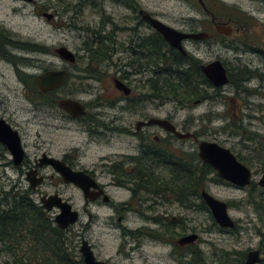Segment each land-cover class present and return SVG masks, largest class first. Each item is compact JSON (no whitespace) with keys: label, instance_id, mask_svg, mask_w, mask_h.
Here are the masks:
<instances>
[{"label":"flooded vegetation","instance_id":"af4514ba","mask_svg":"<svg viewBox=\"0 0 264 264\" xmlns=\"http://www.w3.org/2000/svg\"><path fill=\"white\" fill-rule=\"evenodd\" d=\"M23 1L34 3V0ZM178 1L195 5L203 13L204 19L191 21L192 23L189 26L185 25L186 20H182V27L177 29L172 26V15L160 12V3L157 0H76L71 18L73 20L77 18L76 16L80 12H84L83 9L88 6L92 21L89 31L86 30L90 34V39L84 42L80 48L81 51L89 55L90 73L88 71L84 72L89 73L90 76H98L93 79L101 83V89L103 88L101 77L107 75L116 92L115 95L105 92L103 94L98 93L91 105L73 97L56 98L55 94L48 95L49 92L56 93L64 87L66 82L54 91H39L34 85V78L50 70L29 71L36 65L33 66L25 57L19 54L36 50L37 47L31 48L29 45L18 43L12 36L14 32L10 30L9 26L0 21V69L8 71L19 88V93L16 90L12 96L21 98L35 108L33 109L34 116L31 119L17 121L14 114L6 110L7 103L10 100L4 94L5 91L2 90V85L0 86V131H7L6 129L9 127L11 131L17 134L23 149L22 160L19 164H16L8 148L0 142V166L13 168L19 176L17 180L19 182L23 181V177L25 178L23 179L28 183L27 190L32 200L36 189L46 179V170H52L56 177H59L63 182L61 176L50 165L45 164L44 157L59 160L71 170L83 173L90 179L89 185L85 183L87 198L84 197L82 187L63 183L74 186L83 197V212L87 211L88 206H93L95 210L106 208L111 211L112 215L110 217L115 222L112 228L119 232L120 237L124 240L122 246H127L125 239L134 240V234L137 237L136 240L140 242L137 248H141V243L144 240L154 244L172 246V242L169 241L167 235L162 237V231H172V226H176V218L172 217V205L175 204L172 201V149H175V147H172V139L179 141L192 140L196 144L199 142L197 132H189V126L183 125L179 129L173 124L172 114L165 117L160 116L161 101L173 102L172 98L161 99V81H169L172 85V75L174 73V67L172 66H176V61H179L182 65L185 63L190 64L195 60L199 62L200 69L203 65L218 61L225 69L228 78L227 84L215 87L205 77L209 83L206 91L210 89L214 95L210 97L206 92L204 99L195 100L185 105H197L212 99L214 96L221 95L219 93L220 89L227 85H232L235 89H238L251 80L264 83V24L262 20L258 21L256 17L242 9L237 11V15H219L211 9L213 0H201V2L199 0ZM250 1H258L264 6V0ZM60 3L61 1L58 4ZM112 4L122 9L121 15H119L121 17L119 23L117 22L118 12L116 13V9L112 7ZM52 6L57 7L58 5ZM53 7H43L37 13V16L47 22H53L56 17H60V13L54 10ZM45 15H50L52 18L48 20ZM152 20L159 21L182 33L205 32L207 34H204L205 36L198 40H182L183 52H180L166 42L162 35L155 30L151 23ZM221 25L230 26L232 33H218L216 27ZM211 29H214L215 32L212 33ZM209 43L218 45L224 51H231L233 56L230 58L217 56L211 61L203 62L192 57L185 48L190 44L208 46ZM42 51L49 53L47 50L35 52ZM246 53L257 57L255 59L257 65L252 70L248 67L253 64V61L240 58L241 54ZM55 55L59 58L56 53ZM75 58H77L76 55ZM109 70H112L111 74L108 73ZM4 78L5 74L0 73V79L3 80ZM117 86H123L125 90H120ZM104 90L107 89L104 88ZM62 99L80 102L84 107V114L79 117L70 116L57 105V102ZM173 103L175 104V102ZM49 107H57L60 111L50 112L47 110ZM34 118H37V122L34 121ZM65 119L76 123L78 126V131L84 138V148H75L59 154H53L47 148L34 156H29L26 153L25 138L23 136L25 127L35 123L43 126L48 134L55 133V131L63 128ZM155 120L168 121L175 126L178 132L188 133L191 136L187 139H179L171 132L162 129L154 122ZM232 127L238 130L236 125H232ZM158 130L162 131L164 135H159ZM113 138L123 139L132 147L134 154L109 152L98 155L93 163L84 162V158L87 156L86 152L90 146H98L99 148L96 151H99L100 146L111 145ZM232 154L234 153L232 152ZM235 157L237 158L236 155ZM33 171L36 172L35 177H42L43 179L35 188H32L27 180V174H32ZM115 192L126 195V199L122 201L115 200L113 197ZM50 195H58L68 203L69 200L63 199L55 192L54 194L40 196L38 204L34 202L41 209L42 214L48 216L53 225L57 227L55 217L59 214V210L55 207L46 210L40 202L42 197ZM69 204L78 213V220L75 223L77 224L80 221L81 213L74 209L71 203ZM52 211H55L54 216L50 214ZM132 216H137L142 222V225L136 231L127 227V223ZM88 218V226L81 229L83 234L76 232L75 237L81 243L86 240L84 233L90 229L89 225L97 219V214L89 212ZM72 226L67 229L70 230ZM159 238L163 239L160 240ZM86 241L93 251L94 245L88 240ZM177 241L178 239L176 240L178 245ZM189 246L180 247L186 249ZM122 250L123 247H121L120 253ZM0 254H6L1 239ZM170 257L172 258V250ZM96 260L99 259L96 258ZM104 262L109 264L107 261Z\"/></svg>","mask_w":264,"mask_h":264},{"label":"rangeland","instance_id":"374dc122","mask_svg":"<svg viewBox=\"0 0 264 264\" xmlns=\"http://www.w3.org/2000/svg\"><path fill=\"white\" fill-rule=\"evenodd\" d=\"M59 1L63 3L58 4ZM157 1L160 3L161 13L172 15V26L177 29L182 27V20H186L185 25L189 26L192 22L204 19L201 10L193 4H186L178 0ZM213 1L211 9L219 15H237V11L242 9L252 14L258 21L262 20L264 24V6L258 1ZM56 4L57 7L52 6H56ZM64 4L66 5L64 6ZM75 5L76 0H34V3L23 0H0V21L14 32L12 36L18 43L29 45L31 48L37 47L36 50L19 54L33 66L36 65L29 71L66 70L68 72L66 84L56 91V98L73 97L91 105L98 93L105 92L115 95L116 92L107 75L101 77L103 87L101 89V83L93 79L98 76L89 74V55L81 51L80 48L84 42L90 39V34L86 32V30L89 31L92 24L90 9L86 6L83 9L84 12H80L73 20L71 17ZM47 6L48 8L53 7L60 13V17H56L53 22H47L37 16V13ZM112 7L116 9V13L118 12L117 22L119 23L122 9L115 4H112ZM211 32L214 33V29H211ZM61 46L76 55L74 65L67 64L55 55L54 49ZM185 48L192 57L203 62L211 61L217 56L229 58L233 56L231 51H224L212 43H209L208 46L190 44ZM39 50H47L49 53H45L46 51L35 52ZM240 58L253 61V64L248 67L250 70L257 65L255 60L257 57L252 54H241ZM0 73L5 74V78L0 79V86L2 85L4 94L10 100L6 110L14 114L17 121L31 119L34 116L33 109H35L33 105L27 104L19 97L12 96L16 90L19 93V88L8 71L0 69ZM108 73L111 74L112 70H109ZM104 88L107 90L105 91ZM206 92L210 97L214 95L210 89ZM219 93L221 95L214 96L197 105L184 106L175 105L171 101H161L160 116L165 117L172 114V122L179 129L183 125L189 126L188 131L197 132L199 141L215 142L230 149L235 155L245 158L248 162L242 164L252 171V182L256 183L264 172L260 171V164L264 162V83L251 80L238 89L227 85L221 88ZM47 110L53 113L60 111L57 107H49ZM36 120L37 118H34V121ZM232 125H236L238 130H235ZM158 134L164 135L160 130H158ZM23 136L25 151L29 156L38 155L46 148L53 154H59L85 146L78 126L67 119H65L63 128L55 133L48 134L43 126L34 123L24 128ZM172 147L188 153L197 152V144L192 140L172 139ZM98 148L96 145L90 146L86 152L87 156L84 158L85 163H93L98 155L109 152L134 154L132 147L120 138H113L111 145L100 146V150L96 151ZM45 175L46 179L36 189L33 201L38 204L40 196L56 192L63 199L69 200L74 209L80 211L79 223L66 231L72 245L70 251L77 259L81 258L79 253L81 242L75 237L76 232L83 234L81 229L88 226V213L90 212L96 213L97 219L89 225L90 229L85 231L84 236L94 245L93 251L97 259L107 261L109 264H180L177 261V251L172 246L154 244L144 240L141 243V248H137L140 242L136 240L135 234L134 240L125 239L127 246H122L124 240L120 237L119 232L112 228L115 222L110 217L112 215L110 210L106 208L95 210L93 206H88L87 211L83 212V197L74 186L64 184L50 169L45 171ZM18 178L19 176L13 168L0 166V201L4 193L9 191L12 193V189L18 188L20 191L28 189L29 186L24 180L25 178L23 177V181L20 182L17 181ZM16 186L17 188H15ZM204 189L228 205V212L237 228L232 231L221 229L215 226V222L213 225L207 210H198V208L193 211L186 210L175 203L172 205V217L177 221L181 220L183 224L177 228V237L174 238V241L186 234H197L199 239L192 246L204 253L210 264H219L217 259L222 258L224 251L230 254L228 263L231 264L232 261L237 260V256L246 255L249 250H259L262 258L260 264H264V221L260 219L262 217L258 216L253 208L246 204L248 189L223 182L214 172L207 177ZM113 197L117 201L126 199V195L120 192H115ZM199 201L196 200V203L199 204ZM50 214L54 216L55 211ZM141 225L142 222L137 216L130 217L127 223L128 229L133 231H136ZM169 241L172 242V240ZM121 247L123 250L120 253ZM171 250L172 258L170 257ZM0 264H14L13 258L6 254H0Z\"/></svg>","mask_w":264,"mask_h":264},{"label":"trees","instance_id":"16d2710c","mask_svg":"<svg viewBox=\"0 0 264 264\" xmlns=\"http://www.w3.org/2000/svg\"><path fill=\"white\" fill-rule=\"evenodd\" d=\"M180 64L176 61V66H172L174 67L172 85L169 81H161V99L172 98L177 105L204 99L209 83L200 71L199 62L193 60L190 64ZM52 94L55 93H48L49 96ZM236 156L241 163L248 162L245 158ZM260 168V171H264V162L260 164ZM213 172L210 166L199 160L196 151L188 153L181 149H172V201L186 210L193 211L197 208L207 210L210 220L215 225L200 197L207 177ZM245 189H248L246 204L264 221V188L252 182ZM11 191L12 193L5 192L0 201V239L4 243L6 255L13 258L14 264H83L82 258L77 259L70 251L72 245L66 233L54 226L48 216L42 214L41 209L30 198L29 191L27 189L20 191L18 188ZM196 200H200L199 204ZM182 224L181 220H176V226H172V231L162 232V236L167 235L172 240V246L177 251V261L180 264H210L206 255L192 245L184 249L176 244L174 241L177 237L176 230ZM236 228L235 225L234 229ZM229 255L228 252H222V258L217 259L219 264H229ZM244 256V254L237 256V260L231 264H244Z\"/></svg>","mask_w":264,"mask_h":264},{"label":"water","instance_id":"95a60500","mask_svg":"<svg viewBox=\"0 0 264 264\" xmlns=\"http://www.w3.org/2000/svg\"><path fill=\"white\" fill-rule=\"evenodd\" d=\"M199 1L201 2V0ZM45 17L48 20L52 18L50 15H45ZM151 23L155 30L162 35L163 39L180 52H183L181 47L182 40H198L202 39L205 36L204 34H207L205 32L182 33L159 21L152 20ZM216 31L221 34H231L232 28L230 26L221 25L216 27ZM54 52L67 64H74L76 61L75 55L63 46L55 49ZM200 70L215 87H221L228 83L226 71L218 61L203 65ZM67 78L68 72L66 70H50L36 76L34 78V85L41 92L54 91L62 87ZM117 87L120 90H125L123 86ZM57 105L72 117H79L84 114V107L78 101L62 99L57 102ZM154 122L179 139H187L191 136V134L188 133L178 132L175 126L168 121L155 120ZM6 130L7 131H0V142L8 148L16 164H19L23 156L20 140L17 134L11 131L9 127H7ZM197 153L199 159L204 164L210 166L221 180L238 188H246L252 183V171L238 161L228 148H224L215 142L199 141L197 144ZM44 160L46 165H50L54 171L61 176L64 183L82 187L84 189V197L87 198L85 183L89 185L90 179L86 175L71 170L59 160L46 157H44ZM35 174V171H33L32 174H27V180L32 188H35V186L43 181L42 177L37 178ZM256 183L260 188H264V172ZM200 197L209 209L218 227L229 230L234 229L235 222L231 218L228 212V206L225 202L213 197L206 190L200 192ZM40 202L46 210H51L54 207L59 210V214L55 217V222L61 230H66L77 222L78 213L72 209L68 202L63 201L58 195L44 196L41 198ZM197 239L198 235L192 233L180 237L177 243L180 246H189L195 243ZM79 253L83 264H106L104 261L96 260L86 240L82 241L80 244ZM261 262L262 258L258 250H249L246 253L244 264H260Z\"/></svg>","mask_w":264,"mask_h":264},{"label":"bare ground","instance_id":"6f19581e","mask_svg":"<svg viewBox=\"0 0 264 264\" xmlns=\"http://www.w3.org/2000/svg\"><path fill=\"white\" fill-rule=\"evenodd\" d=\"M197 155H198V154H197ZM198 158H199V157H198ZM199 160H200V159H199ZM200 161H201V160H200ZM201 162H202V161H201ZM212 170H213V169H212ZM213 171H214V170H213ZM214 172H215V171H214ZM215 174H216V173H215ZM216 176H217V175H216ZM219 179H220V178H219ZM220 180H221V179H220ZM258 187H259V186H258ZM202 190H205V189H202ZM202 190H201V191H202ZM211 216H212V215H211ZM212 218H213V217H212ZM213 221H214V220H213ZM55 225H57L56 222H55ZM235 225H236V224H235ZM57 227H58V225H57ZM58 228H59V227H58ZM234 228H235V227H234ZM63 231L66 233L67 229H66V230H63ZM259 252H260V251H259ZM80 256H81V255H80Z\"/></svg>","mask_w":264,"mask_h":264}]
</instances>
